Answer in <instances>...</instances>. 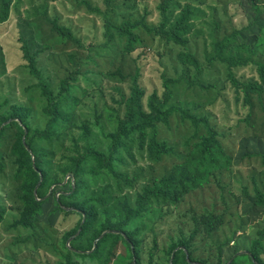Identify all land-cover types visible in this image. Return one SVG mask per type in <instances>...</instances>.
<instances>
[{
  "label": "rangeland",
  "instance_id": "rangeland-1",
  "mask_svg": "<svg viewBox=\"0 0 264 264\" xmlns=\"http://www.w3.org/2000/svg\"><path fill=\"white\" fill-rule=\"evenodd\" d=\"M92 1L104 6L103 0ZM124 1L117 0L123 4L119 18L128 13L139 15L140 10L146 13L147 8L148 19L159 21L160 0H133L137 13L125 7ZM201 6L219 19L220 38L232 33L238 25L248 26L241 39L259 43L258 57L264 59V0H205ZM47 17L70 26L83 46L53 33ZM141 33L144 42L130 55L120 42L105 48L102 22L84 0H12L7 20L0 21V131L7 127L1 134L4 137H0V159L8 155L16 140V129L8 127L15 120L14 108L28 110L30 132L25 130L23 141L31 152L29 145L45 150L55 161L66 162V148L77 150L71 140L65 141V146L64 138L34 136L35 131L46 129L50 118L45 113L47 100L26 69L22 40H26L32 53H38V64L54 89L68 73L83 69V77L74 89L81 101L68 104L65 110L78 120V134L85 123H90L101 148L111 143V134L119 127L117 116L124 101L121 94H131L136 78L144 90L145 107L155 94L163 96L165 78L177 79L169 106L179 102L193 114L209 115L225 150V156H218L221 182L214 179L213 169L208 166L202 170L204 177H209L208 182L185 196L175 213L161 217L159 210L151 208L141 218L132 220V228L140 227L142 257L146 263L153 259L155 264H173L178 249L171 252L170 245L175 237L189 240L193 218L215 209L224 213L223 225L211 236L203 234L190 239L194 258L200 264H251L244 253L264 226V206L255 203V188L264 195V163L260 157L264 153V92L261 98L254 94V106L248 108L241 94L229 84L227 65L221 62L205 71L202 76L205 87L191 84L182 77L187 70L177 58L181 48L144 30ZM203 47L202 38L193 40L192 48L205 63ZM74 55L77 65L71 60ZM194 71L193 68L189 72L193 75ZM237 73L246 78L259 76L252 66L240 67ZM161 138L177 154L159 164L150 158L147 144L138 136L134 141L125 140L126 145L119 147L116 169L129 175L130 183L124 178L110 177L107 171L85 176L86 185L92 190L100 186L105 194L104 200L91 201L100 215L96 225L83 236L80 224L85 222V211L76 209L75 200H83L90 190L74 198L71 189L78 184L71 175H62L60 182L43 188L41 182L37 185L36 195L40 193L39 199L45 202L37 212L35 229L15 225L28 192L22 181L14 179L15 168L8 158L3 169L0 167V264H135L130 247L122 239L114 245L112 240L102 243L101 255H84L94 252L109 230H102L92 249L83 248L90 246L92 235L100 231L110 216L123 215L127 204L136 206L138 196L155 177L171 171L177 163H189L192 171L198 168L193 160L198 138L190 122L174 115L170 125L162 127ZM109 182H113L112 190L105 189ZM178 264H184L180 253Z\"/></svg>",
  "mask_w": 264,
  "mask_h": 264
},
{
  "label": "trees",
  "instance_id": "trees-1",
  "mask_svg": "<svg viewBox=\"0 0 264 264\" xmlns=\"http://www.w3.org/2000/svg\"><path fill=\"white\" fill-rule=\"evenodd\" d=\"M204 2L205 0H160L157 4L160 18L158 22H155L153 19H148L147 8L146 13L140 10L138 11L139 15L128 13L119 18V11L123 4L118 3L117 0H103L104 6L100 3V5H94L92 0H84V3L96 12L102 22L103 34L106 39L105 48L120 42L124 45V50L132 55L138 49L139 44L144 42L141 33V30H144L161 39L164 43L180 47L177 58L187 70L182 74V77L191 84H198L201 87H205L204 84L206 83L202 76L207 69L213 67L217 62L226 64L228 68L227 77L231 82L229 84L241 94L240 96L244 98V104L252 109L254 106L253 95L256 94L261 98L264 92V59L258 57L259 43L241 39L248 26L240 27L238 25L232 33L220 38L218 36L219 19L213 18L215 14L201 6ZM11 4L12 0H0L1 22L7 20ZM124 4H126L125 7L132 8L134 9L133 12L137 13L136 2L125 0ZM48 21L52 25L53 33L71 40L81 47L83 46L82 41L70 26L60 24L55 19ZM196 38L204 40L202 52L206 64L201 60L198 52L192 48V42ZM21 51L26 61V69L35 80V86L41 90L42 96L47 100L45 113L50 118L46 129L35 131L34 136L40 139L57 136L58 139L64 138V142L71 140L77 150L74 152L73 148L72 150L66 148L68 155L66 162L55 161L51 158V154L49 155L45 150L27 144L31 147V152L23 141L25 130L30 132L27 122L28 110L14 108L15 120L8 127L16 129V140L8 155L0 159V167L3 169L9 158L12 162L11 165L15 168L14 179L22 181L28 192V196L24 199V208H19L21 212L15 223L17 227L35 229L38 222L37 212L45 202V200L39 199L40 193L36 195V187L40 182L41 188H43L45 185L60 182L62 175L65 177L71 175V178L78 184L77 188L74 189L72 186L71 189L74 198H78V194L82 191L90 190L83 200H75L78 203L76 209L80 208L85 211V222L80 224L83 227L81 235H85L100 215L97 205L91 201H97L100 198L104 200L103 195L105 194V190L100 186L92 190L91 186L86 185L88 181L85 176L87 174L97 175L101 171H107L110 177L124 178L126 182L130 183L129 175H125L123 171L116 169L119 147L126 145L125 140L134 141L135 137L138 136L143 144H147L150 158L159 164L166 157L177 154L174 147L167 140L161 138L162 127L169 126L174 115H181L183 120L190 122L193 126L194 135L198 138L193 160L197 161L198 168L192 171L188 167L189 163H177L171 171L155 177L153 182L146 185L144 191L138 196L136 206L127 204L123 215L120 217L110 216L103 227L99 229L100 231L92 235L90 246L83 248L92 249L95 244L94 241L102 235V230H109L98 242L94 252L84 254L85 256L101 255L102 243L112 240V245H114L122 239L130 247L131 256L136 259L135 264H155L153 259H149L150 262L147 263L144 261L140 247L143 240L138 236L140 227L132 228L130 223L132 220L141 218L143 213L151 208L159 210L161 217L175 213L185 196L208 182L209 177L205 178L202 174V170L208 166L213 169L214 179L219 183L221 182L222 171L221 167L218 166V156H225V150L219 140L215 126L211 124L208 118L209 115L201 117L193 114L191 110L182 108L179 102L169 106V102L174 96L173 84L177 81L174 78H165L163 96L155 94L149 99L148 106L145 107L143 103L144 90L136 78L131 94H121L124 101L120 103L121 110L117 116L119 127L114 134H111L109 146L101 148L99 140L96 138L97 132L90 123H85L82 126V133L78 134L76 130L78 120L74 114L70 115L65 110V106L68 104L81 101L74 89L79 79L83 77V69L68 73L54 89L50 78L38 64V53L31 52L26 40H22ZM76 59L75 55L71 57V60L77 65ZM81 64L84 65L83 62ZM246 66L255 67L259 76L248 78L239 76L237 70ZM193 68L195 71L191 75L190 72ZM262 105L264 112V104L262 103ZM2 131H0V137H4L1 135ZM202 131L204 132L201 133ZM260 157L264 163V153H261ZM181 158H184L183 155ZM42 177L43 180L41 181ZM112 188L113 182L105 185L106 190H112ZM255 203L264 206V195L258 188H255ZM61 204L63 205L62 202ZM223 222L224 213L215 209L208 210L204 215L193 218V230L190 233V239L201 237L203 234L213 235L220 229ZM116 230L121 232H115ZM190 239L175 237L170 245L171 252L178 249L173 264H178V253L184 256V264L195 262L200 264L193 256L194 252L189 244ZM186 251H188V255ZM69 252L71 253L73 250L70 248ZM244 254L251 264H264V226L256 238L251 240L250 246ZM170 261L171 259H169Z\"/></svg>",
  "mask_w": 264,
  "mask_h": 264
},
{
  "label": "water",
  "instance_id": "water-1",
  "mask_svg": "<svg viewBox=\"0 0 264 264\" xmlns=\"http://www.w3.org/2000/svg\"><path fill=\"white\" fill-rule=\"evenodd\" d=\"M116 232H119V231H116Z\"/></svg>",
  "mask_w": 264,
  "mask_h": 264
}]
</instances>
